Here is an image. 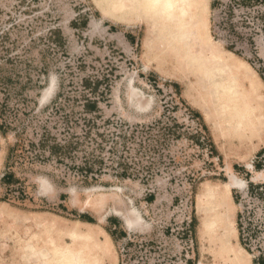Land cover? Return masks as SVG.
Here are the masks:
<instances>
[{"label":"rangeland","instance_id":"1","mask_svg":"<svg viewBox=\"0 0 264 264\" xmlns=\"http://www.w3.org/2000/svg\"><path fill=\"white\" fill-rule=\"evenodd\" d=\"M0 118V264H264V0H0Z\"/></svg>","mask_w":264,"mask_h":264},{"label":"bare ground","instance_id":"2","mask_svg":"<svg viewBox=\"0 0 264 264\" xmlns=\"http://www.w3.org/2000/svg\"><path fill=\"white\" fill-rule=\"evenodd\" d=\"M186 1V0H184ZM188 2H190V0H187ZM189 19L190 20H193L192 19V15H188ZM194 24H195V21H194ZM231 184H235V182H232ZM211 217V215L209 216V218ZM209 218H205L203 219L200 224H199V227H198V231H197V236L198 238L200 239V241L202 242V244L208 240L209 238V235H210V232L211 230L213 229V226H214V223L213 221H209Z\"/></svg>","mask_w":264,"mask_h":264},{"label":"crops","instance_id":"3","mask_svg":"<svg viewBox=\"0 0 264 264\" xmlns=\"http://www.w3.org/2000/svg\"><path fill=\"white\" fill-rule=\"evenodd\" d=\"M257 141V140H256ZM255 140L251 142V148L250 150L248 151V153H246L247 156H251L252 153H256L258 152L259 150H261L262 148H264V143H261V142H256ZM238 213V212H235V214ZM238 216V214H236ZM236 239L238 240L239 238V233L238 231L236 230Z\"/></svg>","mask_w":264,"mask_h":264},{"label":"trees","instance_id":"4","mask_svg":"<svg viewBox=\"0 0 264 264\" xmlns=\"http://www.w3.org/2000/svg\"><path fill=\"white\" fill-rule=\"evenodd\" d=\"M225 49L228 50V51H230V52H232V53H234L233 52V49L231 47H229V46H226ZM3 129H4V122L0 118V131H3ZM10 175L11 174L6 173L5 176L3 177V181H8L10 179ZM238 216H240V215H238ZM87 221L91 222L90 220H87Z\"/></svg>","mask_w":264,"mask_h":264}]
</instances>
